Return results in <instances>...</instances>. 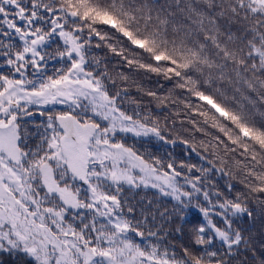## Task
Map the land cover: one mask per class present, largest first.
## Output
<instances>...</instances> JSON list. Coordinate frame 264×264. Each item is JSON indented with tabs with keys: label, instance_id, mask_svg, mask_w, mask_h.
<instances>
[{
	"label": "snow or ice",
	"instance_id": "6c2138e0",
	"mask_svg": "<svg viewBox=\"0 0 264 264\" xmlns=\"http://www.w3.org/2000/svg\"><path fill=\"white\" fill-rule=\"evenodd\" d=\"M0 264H264V0H0Z\"/></svg>",
	"mask_w": 264,
	"mask_h": 264
},
{
	"label": "trees",
	"instance_id": "16d2710c",
	"mask_svg": "<svg viewBox=\"0 0 264 264\" xmlns=\"http://www.w3.org/2000/svg\"><path fill=\"white\" fill-rule=\"evenodd\" d=\"M177 151L179 152V149H177Z\"/></svg>",
	"mask_w": 264,
	"mask_h": 264
}]
</instances>
